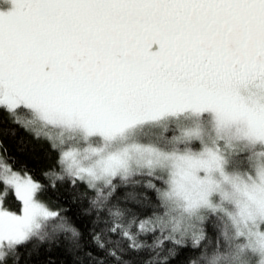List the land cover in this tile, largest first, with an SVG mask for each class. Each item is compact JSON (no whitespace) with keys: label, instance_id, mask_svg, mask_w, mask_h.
<instances>
[{"label":"snow or ice","instance_id":"snow-or-ice-1","mask_svg":"<svg viewBox=\"0 0 264 264\" xmlns=\"http://www.w3.org/2000/svg\"><path fill=\"white\" fill-rule=\"evenodd\" d=\"M0 264H264V0H0Z\"/></svg>","mask_w":264,"mask_h":264},{"label":"trees","instance_id":"trees-1","mask_svg":"<svg viewBox=\"0 0 264 264\" xmlns=\"http://www.w3.org/2000/svg\"><path fill=\"white\" fill-rule=\"evenodd\" d=\"M32 147L34 148V154H35L36 156H40V155H42L43 148H42V146H41L40 144H36V143H34V144L32 145Z\"/></svg>","mask_w":264,"mask_h":264}]
</instances>
